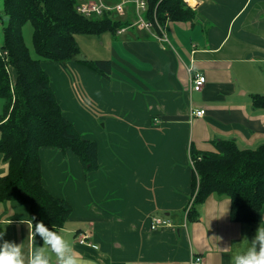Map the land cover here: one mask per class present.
<instances>
[{
  "label": "crops",
  "instance_id": "crops-1",
  "mask_svg": "<svg viewBox=\"0 0 264 264\" xmlns=\"http://www.w3.org/2000/svg\"><path fill=\"white\" fill-rule=\"evenodd\" d=\"M187 3L197 13L192 21L145 29L129 4L123 32L92 36L101 42L94 55L113 63L109 80L80 62L43 64L65 115L98 143L100 169L87 174L70 150L42 148L44 186L73 212L49 239L34 232L30 205L0 202V245H20L24 264H195L198 257L232 264L264 226V209L255 224L233 221L229 196L211 194L194 215L188 211L196 194L191 149L264 144V109L252 99L264 96V0ZM6 24L0 21V48ZM194 74L207 78L200 92L191 90ZM202 109L205 116H192ZM139 129L144 141H129ZM8 171L0 153V179ZM152 215L172 225L154 231ZM81 233L89 245L79 243Z\"/></svg>",
  "mask_w": 264,
  "mask_h": 264
},
{
  "label": "trees",
  "instance_id": "trees-1",
  "mask_svg": "<svg viewBox=\"0 0 264 264\" xmlns=\"http://www.w3.org/2000/svg\"><path fill=\"white\" fill-rule=\"evenodd\" d=\"M146 1L143 17L157 31L168 20L192 21L197 15L185 0ZM78 3L79 0H4V14H0L1 22H5L4 17L7 19L0 48V98L4 101L0 153L9 162L7 175L0 179V202L18 200L30 205L34 232L46 233L49 239L58 235L73 208L45 188L42 148L70 150L81 159L87 174L99 170L100 163L98 143L86 139L65 115L43 64L80 62L109 80L112 61L83 56L76 36H101L107 32L117 36L131 23L128 18L114 19L116 12L103 17L81 15ZM26 23L33 26L35 55L25 42ZM252 99L255 108L264 109V96L255 95ZM190 156L196 170L192 191L194 194L198 189V193L189 215L196 204L216 194L231 198L233 221L255 224L264 209V144L241 150L233 141H222L215 153L193 148Z\"/></svg>",
  "mask_w": 264,
  "mask_h": 264
},
{
  "label": "built area",
  "instance_id": "built-area-1",
  "mask_svg": "<svg viewBox=\"0 0 264 264\" xmlns=\"http://www.w3.org/2000/svg\"><path fill=\"white\" fill-rule=\"evenodd\" d=\"M86 2H82L77 6V11L79 14L87 16V17H103L106 14H110L112 12L123 13L129 4L134 5L136 9V13L139 15L138 23L141 27L145 29H150L153 25L152 23L146 21L142 15L144 11L147 9V1L146 0H121L120 3H107L106 0H85ZM161 29V28H160ZM124 29L119 31V33L123 32ZM165 42L167 39H163ZM207 83V78L203 74H194L191 77V90L195 92H200L205 84ZM205 110H192L193 117H203L205 116ZM195 194V198H196ZM195 199L191 200L189 204L188 211L194 205ZM171 226V222L162 221L159 218H154L152 221V229L156 230L161 227H169ZM79 243L82 245H89V236L86 233H81L79 237ZM195 264H204L201 258L196 259Z\"/></svg>",
  "mask_w": 264,
  "mask_h": 264
},
{
  "label": "clouds",
  "instance_id": "clouds-1",
  "mask_svg": "<svg viewBox=\"0 0 264 264\" xmlns=\"http://www.w3.org/2000/svg\"><path fill=\"white\" fill-rule=\"evenodd\" d=\"M0 264H24L20 245L3 241L0 245ZM232 264H264V226L260 227L247 251L232 258Z\"/></svg>",
  "mask_w": 264,
  "mask_h": 264
},
{
  "label": "rangeland",
  "instance_id": "rangeland-1",
  "mask_svg": "<svg viewBox=\"0 0 264 264\" xmlns=\"http://www.w3.org/2000/svg\"><path fill=\"white\" fill-rule=\"evenodd\" d=\"M124 15H125L124 13L123 14L122 13L113 14V16H115L114 19H124L125 20L126 17ZM4 20L7 23L6 17H4ZM23 34H24L25 42H26L27 46L31 49L32 53L35 55L33 41H32L33 26L31 23H26L23 26ZM106 35L112 36V34L110 32L107 33ZM76 38H77V42L79 44V47H80V50H81L83 56H85L89 60L102 59V58H98L93 53V52L99 53V50L97 48V46L99 48L101 47V45H100L101 42H100L99 38L88 36V35H77ZM47 64H50V63H47ZM69 67L71 68V66H69ZM70 74H71V78H72L73 72L70 71ZM3 108H4V101L2 98H0V113L3 111ZM125 140L127 141L129 139L125 138ZM135 140L144 141L143 129H139L136 133V136L133 139H130L129 141H135ZM197 188H198V185H197ZM195 193H198V189L195 191ZM154 216L152 215L150 218L152 219L154 217V218H159L162 221H168L169 220L171 222V219H169L167 217L166 218L160 217L161 215H159V216L154 215ZM171 225H172V222H171Z\"/></svg>",
  "mask_w": 264,
  "mask_h": 264
},
{
  "label": "bare ground",
  "instance_id": "bare-ground-1",
  "mask_svg": "<svg viewBox=\"0 0 264 264\" xmlns=\"http://www.w3.org/2000/svg\"><path fill=\"white\" fill-rule=\"evenodd\" d=\"M187 2L191 3V4H194L195 3V0H186Z\"/></svg>",
  "mask_w": 264,
  "mask_h": 264
}]
</instances>
